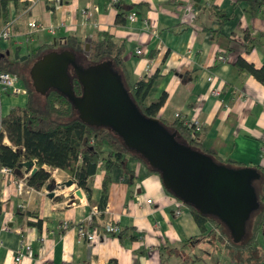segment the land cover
<instances>
[{
  "label": "crops",
  "instance_id": "1",
  "mask_svg": "<svg viewBox=\"0 0 264 264\" xmlns=\"http://www.w3.org/2000/svg\"><path fill=\"white\" fill-rule=\"evenodd\" d=\"M118 1L128 6L124 23L116 21ZM93 5L99 7L94 11L96 23L84 15V9ZM25 9L24 2L9 4L21 54L69 32L88 40L95 30H107L125 40L133 82L157 73L149 100L165 95L159 115L174 120L180 112L199 119L207 149L229 161L264 169V82L237 63L243 57L256 67L264 66V5L255 14L250 4L237 0H36ZM133 10L138 16L131 20ZM217 10L233 17L222 21ZM32 18L60 27L55 34L45 28L31 33ZM138 47L144 52L138 54ZM22 82L27 87L23 78ZM27 97L28 93H5L0 120L12 106L24 105ZM4 141L11 143L7 136ZM44 167L53 171L55 187H61L53 196L46 185L36 188L27 183L19 191L16 179L27 180L31 174L26 166L20 165L18 171L23 176L14 170L6 177L0 171V264H236L224 243L206 236L188 204L169 192L161 175L142 160L129 157L127 168L113 167L104 215L99 206L106 174L103 163L91 180L90 196L81 188L83 195H78L75 182L60 185L71 177L66 170ZM19 211H37L42 226L19 224ZM110 220L119 224L121 234L106 229ZM81 224L96 230L94 240L80 238ZM258 238L264 247V230ZM19 250L24 253L21 261L16 260Z\"/></svg>",
  "mask_w": 264,
  "mask_h": 264
},
{
  "label": "trees",
  "instance_id": "2",
  "mask_svg": "<svg viewBox=\"0 0 264 264\" xmlns=\"http://www.w3.org/2000/svg\"><path fill=\"white\" fill-rule=\"evenodd\" d=\"M239 1H246L250 4L253 14L257 13L264 5V0H237V2ZM11 2L28 4L27 1L22 0H0V23L9 18V4ZM135 5L138 4H130V6ZM116 6L119 10L116 21L124 23L127 19L128 6L123 5L121 1H118ZM217 13L221 16L222 21L233 17L221 13L220 10H217ZM54 41L43 43L33 49L29 52V57L24 60L11 59L6 50L0 49V70L17 73L24 79L28 88L26 103L12 106L8 113L1 116L0 166H13L17 175L23 176L22 173L18 172L20 163L26 159H36L37 169L27 177L28 184L36 188H42L48 183L54 184L51 179L52 171L44 167L47 164L51 168L66 170L74 182L90 196L92 191L91 180L100 163H103L106 174L99 201L102 212L105 210L107 202L113 167L127 168L128 158L133 157L142 160L150 170L160 174V170L153 167L142 153L130 148L123 138L110 127L91 125L82 120L79 111L67 95L56 88L50 89L45 94L35 89L30 73L31 66L35 60L53 49L73 50L77 55L78 62L84 66L104 59H112L114 68L121 72L134 100L145 114L159 117L166 127L177 132L180 141L211 154L217 161L233 166H245L240 162L229 161L207 149L204 145L202 130L199 131L188 126L179 118L171 120L159 115V110L165 101V95L156 100H149L151 91L158 81V75L157 73L148 74L134 82L132 81L130 68L125 58L126 42L124 39H118L107 30H95L88 40L82 39L74 32H69L57 36ZM86 42H90L89 50L85 49ZM237 63L264 82V66L256 67L243 57H240ZM69 71L76 93L82 94L83 86L73 66H70ZM6 136L10 140V144L4 141ZM253 166L261 172V177L253 180L254 185L258 180L262 183V193H258L260 207L253 211L252 229L248 234L246 232L241 241H234L228 226L218 216L203 213L193 204L187 203L206 236L212 237L214 242L224 243L229 252L231 263H264V247L258 238L259 233L264 230V169L260 166ZM167 189L174 194L171 189ZM29 215L37 216L38 219L36 221L28 219ZM16 216L19 224L28 223L38 227L43 224V218L39 217L37 211H19ZM208 224L212 226L210 229L207 227ZM197 238H190L189 241ZM217 264L223 263L219 261Z\"/></svg>",
  "mask_w": 264,
  "mask_h": 264
},
{
  "label": "water",
  "instance_id": "3",
  "mask_svg": "<svg viewBox=\"0 0 264 264\" xmlns=\"http://www.w3.org/2000/svg\"><path fill=\"white\" fill-rule=\"evenodd\" d=\"M21 48V45L16 48L15 58L27 59L29 55L21 54ZM85 49H90V42H86ZM70 66L82 83L80 95L73 87ZM30 73L37 91L45 94L56 88L67 95L82 120L110 127L160 170L166 188L186 204L218 216L235 242L243 239L248 220L260 207L253 183L261 177L258 168L219 162L211 154L180 141L177 132L166 127L159 117L147 115L139 108L110 58L84 66L73 50L53 49L34 61ZM35 163L26 159L20 165L33 173L37 169ZM73 183L74 179L70 178L60 185ZM46 186L49 194L55 195V184ZM76 193L83 195L80 188Z\"/></svg>",
  "mask_w": 264,
  "mask_h": 264
},
{
  "label": "built area",
  "instance_id": "4",
  "mask_svg": "<svg viewBox=\"0 0 264 264\" xmlns=\"http://www.w3.org/2000/svg\"><path fill=\"white\" fill-rule=\"evenodd\" d=\"M27 1L28 4L26 5V9H29L31 4H33L36 0H22ZM99 10V7L97 5H93L91 7H87L84 9V15L87 19L91 20L93 23H96L94 21V11ZM27 12V11H26ZM138 16V13L136 10H133L129 14V18L131 20L136 19ZM192 16L194 14L192 13ZM15 17H9L6 21L0 23V47L2 50H6L9 57L15 58V50L17 48L15 37H14V26H15ZM148 25L151 26V24L148 22ZM28 26L30 28L31 33L34 31H37L39 29H48L52 34H55L57 32V29L60 27L59 25L50 24L46 25L43 22L39 21L36 18H32L28 21ZM136 52L138 54H141L144 52V49L141 47H138ZM218 57L220 59L225 60L226 57L223 54H219ZM209 79H212V76H209ZM214 93L219 94V89H214ZM5 93H11V94H27L28 88L23 84L22 78L17 73H12L8 71H1L0 70V99ZM176 118H179L182 120L185 124H187L190 127H194L196 130L201 131L203 129V124L199 119L196 118H189L184 116L180 112H176L175 114ZM1 123V122H0ZM1 129V124H0ZM36 161V159H33ZM0 171H2L6 177L12 176L14 173V167L9 165H3L0 168ZM18 183V189L19 191H22L25 187V185L28 183L27 180L20 178L16 179ZM149 201H152V199H149ZM181 210L178 209L176 213H180ZM8 220H5V226H8ZM67 226V223L64 225ZM106 229L109 232H112L114 234H118L120 232V226L119 224L114 221L110 220L105 224ZM79 236L82 240H94L96 238V230L90 228L88 225L81 224L78 228ZM28 249H30V245H26ZM24 256L23 251L19 250L18 254L16 255V260L21 261Z\"/></svg>",
  "mask_w": 264,
  "mask_h": 264
},
{
  "label": "rangeland",
  "instance_id": "5",
  "mask_svg": "<svg viewBox=\"0 0 264 264\" xmlns=\"http://www.w3.org/2000/svg\"><path fill=\"white\" fill-rule=\"evenodd\" d=\"M21 11H22V9H21ZM26 49H27V46L24 45V46H23L22 53H23ZM56 174H57V176H58V173H56ZM70 178H72V177H70ZM51 179H52L53 183H55V181H54L55 177L53 176V171H52ZM254 186H255V188H256L257 193L261 194V193H262V183H261V181H260V180L256 181V183H255ZM77 187L83 189V188L80 187L77 183H76L75 185H73V189H74V188H77ZM58 189L60 190L61 187H60V186H59L58 188L55 187L56 192H57ZM59 190H58V191H59ZM66 190H71V189H66ZM73 193H74V192H73ZM76 196H78V195L76 194ZM252 225H253V216H251L250 219H249L248 222H247V226H246V232H247V234L251 231V229H252Z\"/></svg>",
  "mask_w": 264,
  "mask_h": 264
},
{
  "label": "bare ground",
  "instance_id": "6",
  "mask_svg": "<svg viewBox=\"0 0 264 264\" xmlns=\"http://www.w3.org/2000/svg\"><path fill=\"white\" fill-rule=\"evenodd\" d=\"M70 186H72V185H70Z\"/></svg>",
  "mask_w": 264,
  "mask_h": 264
}]
</instances>
